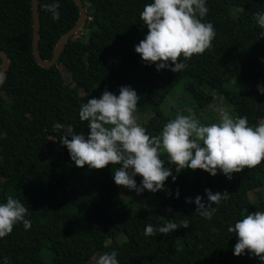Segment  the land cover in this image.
I'll list each match as a JSON object with an SVG mask.
<instances>
[{"label":"trees","instance_id":"trees-1","mask_svg":"<svg viewBox=\"0 0 264 264\" xmlns=\"http://www.w3.org/2000/svg\"><path fill=\"white\" fill-rule=\"evenodd\" d=\"M79 1L85 11L81 28L65 42L55 65L41 68L31 53L30 0H0V51L7 58L0 85V134H7L0 139V204L9 195L18 199L29 209L25 218L31 222L30 229L21 222L0 239V264L5 257L9 264H87L85 254L120 237L115 249L119 264H261L247 252L234 255L237 237L227 229L264 207V202L249 199H259L264 191V161L228 180L220 172L215 177L191 169L177 174L162 155L177 178L173 182L170 176L164 190L140 194L153 207L139 217L107 191L119 165L102 170L76 167L59 141L63 132L53 125H71L76 134L87 137L90 129L79 119L80 106L99 99L105 90L118 96L119 89L128 86L140 96L136 112H151L140 126L157 136L170 121L160 104L182 84L196 109L207 108L214 92L230 107L231 117L247 116L249 126L256 127L264 121V95L258 91L264 87V29L253 15L264 11V0H206L209 11L202 22L213 24L215 38L202 54L187 61L181 57L187 67L180 73L157 71L135 52L148 32L140 13L154 0ZM57 2L60 16L53 20L45 10L53 0H36L37 54L42 61L50 60L56 43L78 18L72 0ZM58 67L76 76L75 88L64 83ZM231 79L246 82L247 91L227 89ZM135 181L140 186L142 177ZM205 189L229 194L213 205L217 210L210 220L195 214L197 196L208 203ZM184 219L189 221L187 229L144 235L149 224L159 227L166 220Z\"/></svg>","mask_w":264,"mask_h":264},{"label":"clouds","instance_id":"clouds-1","mask_svg":"<svg viewBox=\"0 0 264 264\" xmlns=\"http://www.w3.org/2000/svg\"><path fill=\"white\" fill-rule=\"evenodd\" d=\"M59 7L57 0H53L45 5V10L51 13L53 20H59ZM208 11L206 0H154L146 4L140 19L148 32L135 46V52L146 65L154 64L157 71L167 68L174 73L182 72L187 64L181 57L187 61L202 54L215 38L213 24L202 22ZM253 19L264 29V11L254 13ZM258 91L264 95V87L258 86ZM139 100L140 96L128 86H122L118 96L105 90L99 99L87 100L79 110L80 121L87 122L90 129L87 137L76 134L71 125H53L54 130L63 132L59 141L67 148L76 167L102 170L110 164L119 165L113 173L115 184L139 195L145 190L152 193L164 190L170 176L175 182L177 177L171 167H165L162 155L167 156V164L175 166L177 174L184 169L203 170L212 177L220 172L228 180L234 173L254 169L264 161V121L250 127L247 116L233 118L219 108V122L204 125L189 109L188 115L178 114L167 122L159 135L149 136L134 116ZM2 138H7V134H0ZM136 176L142 177L140 186L136 184ZM205 193L208 203L205 205L203 198L197 196L195 214L210 220L217 210L213 205H219L229 194H213L209 189H205ZM176 196L178 198V191ZM186 202L193 203L191 199ZM27 215L29 209L9 195L7 202L0 204V239L12 233L18 223L30 229ZM188 227L187 219L180 223L166 220L159 227L147 225L144 235L168 234ZM227 231L237 237L235 256L247 252L264 264V211L243 216ZM117 255L116 251L102 253L95 258V264H119ZM4 264H9L7 257Z\"/></svg>","mask_w":264,"mask_h":264},{"label":"rangeland","instance_id":"rangeland-1","mask_svg":"<svg viewBox=\"0 0 264 264\" xmlns=\"http://www.w3.org/2000/svg\"><path fill=\"white\" fill-rule=\"evenodd\" d=\"M82 35V33L78 34L77 37L81 38ZM58 69L61 77L64 79V83L70 88H75L77 86L76 76L68 75L62 67H58ZM134 69H132L131 71L134 72L136 70ZM225 87L235 92H245L248 89L247 83L238 79H231ZM80 94L82 95V93ZM90 94L94 97L98 95L96 91H91ZM211 96L212 102L207 108L201 110L196 109L192 104V101L188 94L185 92V90H183L182 84H178L162 100L159 107L160 112L167 116L170 120H172L175 119L178 114L188 115V110L191 109L192 113L195 114L196 118L202 124L209 125L211 123H218V121L220 120V113L217 111V109L223 108L228 112L230 110V107L216 93L212 92ZM134 116L136 118L137 124L142 125L148 120V118L151 117V112L148 110H146L145 113L135 112ZM107 191L108 193L121 198L124 204L129 206L131 209L137 210V215L139 217L147 214L153 207L150 201L144 199L140 194L137 195L134 190L130 191L127 188L117 186L114 182V178H112V180L107 183ZM259 193L260 198L257 200L254 199V196L249 195L250 201H256V203L264 202V191H260ZM258 211H264V207L259 208ZM120 238L106 241L103 246L95 253L85 254L87 264H95V258H98L102 253H110L112 251H115L120 243Z\"/></svg>","mask_w":264,"mask_h":264},{"label":"water","instance_id":"water-1","mask_svg":"<svg viewBox=\"0 0 264 264\" xmlns=\"http://www.w3.org/2000/svg\"><path fill=\"white\" fill-rule=\"evenodd\" d=\"M72 2L78 11L77 21L75 22L74 26L71 29H69L64 35H62L61 38L58 40L52 51L50 60L42 61L39 59L37 54L38 23H37V13H36V0H30V12H31V21H32L31 53L34 62L41 68H50L55 65V61L58 55L61 53L62 47L65 44V42L81 28L84 22L85 11L84 8L82 7V4L80 3L79 0H72ZM6 69H7V58L5 54H3L0 51V85L4 80Z\"/></svg>","mask_w":264,"mask_h":264}]
</instances>
